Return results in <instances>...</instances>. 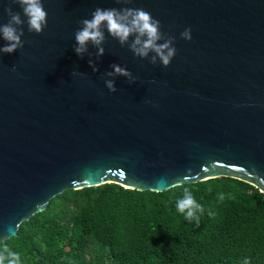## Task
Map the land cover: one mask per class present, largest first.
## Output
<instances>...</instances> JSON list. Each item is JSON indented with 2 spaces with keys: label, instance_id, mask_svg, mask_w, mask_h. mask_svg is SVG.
I'll list each match as a JSON object with an SVG mask.
<instances>
[{
  "label": "water",
  "instance_id": "obj_1",
  "mask_svg": "<svg viewBox=\"0 0 264 264\" xmlns=\"http://www.w3.org/2000/svg\"><path fill=\"white\" fill-rule=\"evenodd\" d=\"M42 2L43 32L25 23L23 48L0 53V244L68 190L160 193L229 177L264 193V0ZM8 7L21 12L0 0V24ZM98 7L142 8L159 20L175 36L170 65L135 57L107 30L104 55L89 44L80 58L75 33ZM112 64L135 81L107 77Z\"/></svg>",
  "mask_w": 264,
  "mask_h": 264
},
{
  "label": "trees",
  "instance_id": "obj_2",
  "mask_svg": "<svg viewBox=\"0 0 264 264\" xmlns=\"http://www.w3.org/2000/svg\"><path fill=\"white\" fill-rule=\"evenodd\" d=\"M185 188L205 209L199 223L176 208ZM5 246L19 264H264V193L229 177L160 193L68 190Z\"/></svg>",
  "mask_w": 264,
  "mask_h": 264
},
{
  "label": "clouds",
  "instance_id": "obj_3",
  "mask_svg": "<svg viewBox=\"0 0 264 264\" xmlns=\"http://www.w3.org/2000/svg\"><path fill=\"white\" fill-rule=\"evenodd\" d=\"M12 4L19 5L21 12H14L11 7L4 9L9 17L8 23L0 24V38L7 43L0 47V53L11 54L19 48H23L24 42L21 37L24 35L23 25L27 23L28 32L40 34L47 26V12L43 7L42 0H10ZM118 3L128 4L131 0H117ZM82 27L75 33V53L83 58L88 53V45L91 44L97 49L96 57L104 55L105 30L109 36L117 40L123 47L128 46L135 57L147 59L150 53V63L156 64L159 61L164 67H168L176 55V48L173 46L175 36L160 31V21L154 19L151 14L142 8H96L91 13V19L80 21ZM182 39H192L191 29L186 28L180 33ZM163 41L162 43H159ZM91 55V54H90ZM89 66L93 71H98L93 59H89ZM112 71L105 73L107 77L124 76L130 82L135 81L132 73L118 64L110 66ZM74 75L78 73H73ZM107 89L115 93L114 79L104 81ZM150 103V101H148ZM223 200V196L219 197ZM176 208L179 213L184 214L189 221L195 220L199 223L200 215L205 211L203 206L196 202L189 189H184L183 198L177 200ZM209 216L214 215L209 211ZM19 264L20 257L17 253L10 251L6 246L0 250V264ZM247 264V261H245Z\"/></svg>",
  "mask_w": 264,
  "mask_h": 264
}]
</instances>
